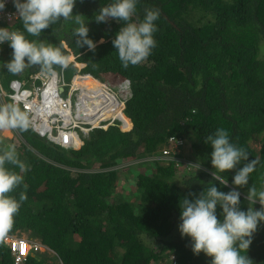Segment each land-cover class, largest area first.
<instances>
[{
  "label": "trees",
  "instance_id": "16d2710c",
  "mask_svg": "<svg viewBox=\"0 0 264 264\" xmlns=\"http://www.w3.org/2000/svg\"><path fill=\"white\" fill-rule=\"evenodd\" d=\"M113 2L76 0L73 14L84 16L94 50L79 47L75 18L58 20L38 38L24 32L21 18L14 25L26 39L42 40L59 47L65 57L72 55L96 78L81 77L111 89L118 85V92L113 91L125 100L118 116L131 128L121 131L118 122L94 128L80 135L81 144L77 138L78 145L72 147L77 149L67 150L40 138L29 126L17 128L23 144L13 146L0 136V154L14 147L26 166L22 171L5 165L23 178L9 195L20 201L24 193L26 199L4 234L27 233L46 247L47 252L31 254L23 264H210L203 253L193 254L188 237L173 234L181 222L179 201L194 199L211 184L230 190L209 174L212 149L204 140L217 128L227 130L230 142L255 162L248 185L238 189L241 210L249 206V187L264 189V54L259 53L264 0H137L132 22L142 20L146 8L159 10L156 46L145 61L127 68L111 42L124 22L95 21L99 9ZM11 53L8 44L0 46V88L5 91L11 81L25 84L30 74L42 69L27 66L17 74L8 72L2 64L11 60ZM169 137L182 140L181 152L187 149L191 162L209 171L196 172L177 160H149L161 155L162 148L170 150V157H181L180 150L166 143ZM251 141L259 143L257 150ZM140 159L128 165L131 170L106 171ZM234 174H222L230 186ZM221 211L218 206L222 220ZM241 254L253 264H264V224ZM0 264H13L3 235Z\"/></svg>",
  "mask_w": 264,
  "mask_h": 264
},
{
  "label": "clouds",
  "instance_id": "9594fccd",
  "mask_svg": "<svg viewBox=\"0 0 264 264\" xmlns=\"http://www.w3.org/2000/svg\"><path fill=\"white\" fill-rule=\"evenodd\" d=\"M13 3L23 22L24 32L27 34L38 38L43 30L48 29L58 20L67 21L75 18V23L79 27L75 29L74 34L79 38L77 41L79 47L87 45L90 50L95 49V44L88 38V28L83 18L84 16L73 14L76 0H22V2L21 0H13ZM3 7V2H0V9H3ZM136 12L137 0H114L113 3L100 8L95 17V21L98 24L106 23L110 19L118 23L124 22L116 33L115 38L111 41L124 68L129 65L135 66L145 61L156 46L153 34L157 31V26L154 22L159 18V10L146 8L143 19L138 22H132ZM24 32H10L7 28H0V44L7 42L12 49V58L2 64L3 68L12 74H17L22 72L27 66H40L42 69L30 74V76L39 71L49 75L47 77V86L43 88L44 91L42 93V97H45L43 98L49 104V107L57 110L59 114H63L67 118L77 114V118L80 120L92 119L96 114V110L94 112L96 105L92 106V104L97 103L100 94H98L97 98L96 94H91L86 90H76L72 87L71 82L76 75L94 76L82 72L85 66L77 62L76 59L73 60L74 57L72 55L65 57L59 47H54L50 43L45 44L42 40L30 41L26 39ZM100 42L103 43V39ZM56 65H59L60 68L55 69L53 66ZM70 66L77 67L78 70L66 81L63 79L62 71ZM29 78L25 82L28 87L31 82ZM37 84L41 86L42 81L38 80ZM101 85L102 87L106 86L107 91L108 89L110 90L107 84L101 82ZM103 88L105 89V87ZM9 91L10 89L5 91L0 88L1 99L3 100L2 102L0 99L3 105V107H0V129L19 128L23 131L29 126L39 136L29 125L28 116L24 113L23 108L20 105L17 107L11 105L10 100L4 95V93L6 94ZM51 91L56 94V101H53ZM111 92L113 96H117L114 91ZM117 98L116 101L119 108L123 106V109L118 112L123 114L125 100L119 96ZM102 99L103 96L101 94V99L99 100ZM5 100L10 105H7V102L4 103ZM63 102L66 103L65 108L62 106ZM115 104H113L114 106L110 105V108H113L112 111L116 110ZM86 116H90V118ZM113 117H106V120L104 119L100 126L92 127L91 123L84 125V128L88 129L86 132L81 131L79 128H74V139L75 137L78 138L81 144L80 135L85 136L94 128H104ZM40 138L51 142L44 137ZM51 143L54 144L53 142ZM204 143L210 145L212 149L210 153L211 171L209 174L213 180L223 187H229L230 190L223 192L214 184H211L206 191L203 190L194 199L182 198L179 201V219L181 222L178 226V231L182 238L188 237L190 239L193 254L199 255L203 253L210 258V264H253L247 254L243 255L241 253H247L258 225L264 224V189L257 191L254 186L248 188L245 199L248 201L249 206L246 211L240 208L241 192L238 189L248 185L249 176L254 171L255 162L249 161L248 154L243 148L237 147L230 142L229 133L223 128H217L214 134L208 135ZM60 148L67 150L66 148ZM180 149L181 147L177 150ZM171 158H173L171 160H175L173 156ZM242 160L247 163L237 168ZM6 164L17 166L22 171L26 169V166L18 159L14 147H10L3 154H0V235H3V241L9 249L13 264L15 258L11 253L10 244L5 240L6 238L24 240L34 246V249L23 258L21 263L23 264L29 255L40 250L38 248L41 245L36 243V241H27L16 234H4L12 227L13 218L20 208V201L26 199L24 193H21L20 201L9 195L23 183V178L6 168ZM189 165L196 172L200 170L209 171L208 169H203L202 163L198 161ZM229 171H234L235 173L232 177L231 186L226 176L222 175ZM188 195L194 196L193 193ZM256 203H259V209L253 208ZM218 206L222 210V220L216 214Z\"/></svg>",
  "mask_w": 264,
  "mask_h": 264
},
{
  "label": "built area",
  "instance_id": "2783aa9c",
  "mask_svg": "<svg viewBox=\"0 0 264 264\" xmlns=\"http://www.w3.org/2000/svg\"><path fill=\"white\" fill-rule=\"evenodd\" d=\"M0 2L4 4L3 9H0V28H7L10 32L17 31L14 25L20 17L14 6L13 0H0ZM4 44H7V42ZM4 44H0V46ZM48 76L49 75L41 71L31 75L29 78L31 80L29 87H24V84L20 83L18 80H13L9 84L10 91L6 94L4 93V95L10 100L11 105H15L16 107L20 105L23 108L24 113L28 116L29 125L40 137H44L62 148L71 147L74 139L73 129L79 128L81 131L86 132L88 131V129L84 128L86 124L91 123L92 127L100 126L101 122L106 118L105 113L109 111L111 102L104 101V98L98 101L100 108H106V110L100 112H98L99 110L95 106L96 103H93L92 106H95L94 112L96 110V114L90 120H80L77 118V114L67 118L63 114H59L57 110L50 108L49 104L42 97L43 88L47 86ZM38 80L42 81L41 86L37 84ZM109 94L113 102L118 99L117 96H113L111 93ZM62 106L65 108L66 103L63 102ZM120 108L121 110L123 109L122 107ZM86 117L90 118V116ZM94 123L96 124L94 125ZM166 143L177 149L183 145L182 140L175 137H169ZM161 154V159L171 160L170 150H168V148H164ZM5 240L10 244L11 253L15 258L14 264H21L23 258L34 249L33 245L26 243L24 240L8 238Z\"/></svg>",
  "mask_w": 264,
  "mask_h": 264
},
{
  "label": "rangeland",
  "instance_id": "374dc122",
  "mask_svg": "<svg viewBox=\"0 0 264 264\" xmlns=\"http://www.w3.org/2000/svg\"><path fill=\"white\" fill-rule=\"evenodd\" d=\"M264 41V40H263ZM262 41V42H263ZM260 43V45H259V53L260 54H264V49H261V47L263 48V43ZM262 44V45H261ZM82 72H84L83 70H82ZM85 83V85H87L88 84V82H84ZM24 87H28L27 85H25L24 84ZM103 87H105V89L104 90H106L107 91V87L106 86H103ZM109 88V87H108ZM9 90V88L8 89H6V91H8ZM115 91V92H118V90H119V86L118 85H115V86H113V89H111L110 88V90L108 89V91L107 92H110V93H112L111 91ZM0 99H1V93H0ZM1 101L3 102V100L1 99ZM6 102H8L7 100H5V102L4 103H6ZM118 105V104H117ZM118 108H119V105H118ZM122 108H123V106H122ZM120 109L121 108H119V110L118 111H120ZM117 111V116H115V117H113L112 119H110L109 121V124H107L105 127H104V129H107L109 126H111V125H116L115 124V122H118V127H119V129L121 130V131H128V130H130V128H131V126H130V128H126L124 125H125V123H124V121L121 119V118H119V116H118V114H119V112ZM119 119H118V118ZM106 120V119H105ZM116 120V121H115ZM122 122H121V121ZM120 123V124H119ZM85 135H87V134H85ZM0 136H2V138H4V139H7V140H10L11 141V145H13V146H17V145H20L21 143L23 144L24 142H22V140H21V136H20V134H19V132H18V130H17V128H15V129H13V128H6V129H0ZM15 144V145H14ZM251 145H252V147L254 148V149H258L259 148V143L257 142V141H251V143H250ZM164 148H162V150H163ZM161 150V151H162ZM179 152H181V149H180V151ZM178 152V153H179ZM36 153V152H35ZM184 153V154H183ZM181 152V157L180 158H177V159H175V160H177V161H179V162H181V163H184V164H192L193 162H191V160L189 159V157H188V153H187V149L186 150H184V152ZM36 155L39 157L40 155L38 154V153H36ZM162 155V154H161ZM161 155H156V156H153V157H149L148 159L149 160H160L161 158ZM170 159H173V158H170ZM142 161V159H140V160H136V161H129L128 163H125V164H117V165H114L112 168H110V169H107L106 171H109V170H117V169H120V170H124L125 169V171L127 170V167H128V165H131V164H135V163H139V162H141ZM143 161H145V160H143ZM129 168V167H128ZM128 170H131L130 168L128 169ZM126 174H128V176L130 177V178H132V176L133 175H130L129 174V172H126ZM120 181H119V186H121L120 185ZM119 188V187H118ZM118 191H121V189L119 188L118 189ZM122 193L123 194H127V192H126V190H122ZM173 234H180L179 233V231H178V227H176V229H175V231L173 232ZM18 237H22V238H24V239H26L27 241H32L31 239H29L28 238V234L27 233H17L16 234ZM36 243H38V244H40L39 242H36ZM41 245V244H40ZM36 247H38V246H36ZM38 249H40L39 251H37V252H41V253H44V252H47V249H46V247H44V246H40ZM37 252H33V253H37Z\"/></svg>",
  "mask_w": 264,
  "mask_h": 264
},
{
  "label": "bare ground",
  "instance_id": "6f19581e",
  "mask_svg": "<svg viewBox=\"0 0 264 264\" xmlns=\"http://www.w3.org/2000/svg\"><path fill=\"white\" fill-rule=\"evenodd\" d=\"M84 82H88V84L87 85L77 84V83H84ZM71 85L76 90H80V91L86 90L87 92H90L91 94H96L97 98H98V94H100L98 101H100L99 99H101V94H102L104 101L106 100L107 102H111L110 103L111 106H113V103H116V101L115 102L112 101V97L110 96V94L106 90L104 91L101 83L97 82L96 80H94L92 78H83L80 75H76L75 78L72 80ZM104 92H107V93H104ZM51 95L53 96V101H56V94L54 93V91H51ZM98 101L96 103V108H98V110H99L98 112L106 110L105 107L100 108V104L98 103ZM115 105H116L115 109L117 110L118 105L117 104H115ZM112 110H113V108H110L109 111L105 113V116L107 118H110L111 116H114V117L117 116L115 114L116 110L115 111H112ZM110 111H112V112H110ZM95 124L96 123H94V125ZM4 129H6V128H4ZM77 143H78V140L75 137V139H73L71 147H66V148L75 147L77 145Z\"/></svg>",
  "mask_w": 264,
  "mask_h": 264
},
{
  "label": "water",
  "instance_id": "95a60500",
  "mask_svg": "<svg viewBox=\"0 0 264 264\" xmlns=\"http://www.w3.org/2000/svg\"><path fill=\"white\" fill-rule=\"evenodd\" d=\"M77 67L70 66L62 71V76L64 80H69L72 75H74L77 72Z\"/></svg>",
  "mask_w": 264,
  "mask_h": 264
},
{
  "label": "crops",
  "instance_id": "0c3cea01",
  "mask_svg": "<svg viewBox=\"0 0 264 264\" xmlns=\"http://www.w3.org/2000/svg\"><path fill=\"white\" fill-rule=\"evenodd\" d=\"M77 84L85 85V83H77ZM77 145H78V144H77Z\"/></svg>",
  "mask_w": 264,
  "mask_h": 264
}]
</instances>
